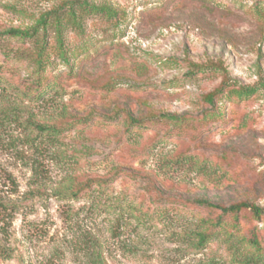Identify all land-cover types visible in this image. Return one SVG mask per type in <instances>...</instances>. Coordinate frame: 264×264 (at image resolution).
I'll return each mask as SVG.
<instances>
[{
  "label": "rangeland",
  "instance_id": "obj_1",
  "mask_svg": "<svg viewBox=\"0 0 264 264\" xmlns=\"http://www.w3.org/2000/svg\"><path fill=\"white\" fill-rule=\"evenodd\" d=\"M194 198L264 208V0H0V264H246L264 217L195 247Z\"/></svg>",
  "mask_w": 264,
  "mask_h": 264
},
{
  "label": "trees",
  "instance_id": "obj_2",
  "mask_svg": "<svg viewBox=\"0 0 264 264\" xmlns=\"http://www.w3.org/2000/svg\"><path fill=\"white\" fill-rule=\"evenodd\" d=\"M83 10L87 12H98L101 11L100 9H96L94 6H85L82 7ZM61 23L57 22L56 24V30L58 31V40L60 41V30H61ZM12 33L14 36H27L28 33L22 32L17 29H12L9 31V34ZM243 93H248L249 91H242ZM207 100L210 103L214 104V95L208 94ZM167 117L173 118L172 115H165ZM139 123V121H138ZM41 130L46 131L49 134H57L59 129L57 127H51V131H47L49 127L40 126ZM33 175H34V183L39 182V178L41 176V170L39 169V166L37 164H34L33 167ZM75 185L77 187H75ZM96 185V186H95ZM95 186V187H93ZM99 186H103L102 181L99 182L97 180H87L78 182L75 178L71 179L69 178V185L65 189L62 187V190H60L57 194L61 196L63 200L66 199H78L82 197H88L90 198V201L92 202L90 206L88 207L89 214L91 216H96L102 213L101 208H99L100 201H95V194L98 192L97 188ZM194 204L198 205L199 207L209 208L212 210H218L219 213L214 218H207L202 217L198 219V231H195L193 234L195 236L194 239V246L195 247H204L206 244L211 242L213 239H217L220 236H226V238L231 239L234 236H239V232L241 231L240 226L242 225V222H245L246 220H261V218L264 217V208L259 207L258 205H255L253 203L247 202V201H239L236 203L229 204L227 206H224L219 203H213L209 201L206 198H194L191 200ZM104 202V201H103ZM105 203V202H104ZM106 206V205H105ZM110 207V205H109ZM61 217L63 220L67 218V213H64V211L61 212ZM120 216V215H118ZM233 217V223H228L226 220V217ZM242 217V218H241ZM122 217L117 219L115 222L117 225H119V222H122ZM115 224V226H116ZM114 226V225H113ZM112 227V234L116 230L117 227ZM231 226L232 230L229 231L228 228ZM241 243H245L246 246H249L252 249V252L250 254L245 255V262L246 264H261V260L264 258V241H262L256 234V232L251 231L247 235H241L240 237ZM84 248L86 251V262L87 264H109L107 261V257L104 254V250L102 249L101 241L95 233H91L90 231L86 232V237L84 238Z\"/></svg>",
  "mask_w": 264,
  "mask_h": 264
}]
</instances>
